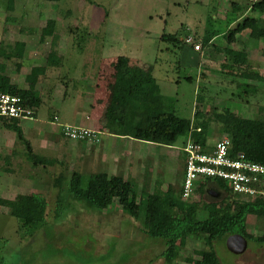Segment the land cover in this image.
<instances>
[{"label": "rangeland", "instance_id": "1", "mask_svg": "<svg viewBox=\"0 0 264 264\" xmlns=\"http://www.w3.org/2000/svg\"><path fill=\"white\" fill-rule=\"evenodd\" d=\"M17 1L12 21L7 0H0V53L3 39L10 40L18 34L30 36L38 63L44 62L48 49L58 45L64 54L62 60L59 59L61 66L53 68L49 78L45 76L41 80L44 75H38L40 82H44L40 84L42 90L36 92L45 100L48 91L50 94L60 87L63 102L59 103L58 110L55 107L49 112L56 114L60 122L73 124L76 116L85 118L80 108L89 93V85L98 83L97 93H102L107 73L118 71L115 63L122 57L129 60L130 71L138 70L142 82L155 86V98L161 97L156 106H143L144 110L172 112L188 121L193 119L195 111L206 114L224 109L245 119L261 117L257 110L264 107V82L249 79L246 74L264 76V39H252L245 30L234 35V44L227 42L228 31L253 15L250 11L240 12L237 16L242 19L229 26L234 18L231 3L248 6L254 0ZM49 19L55 22L51 27L55 37L40 41ZM164 34L180 42L190 37L192 45L205 44L206 35L216 36L213 47L206 46L194 53L191 44H185L180 51L161 41ZM242 51L249 61L247 69H240L229 61L231 54L233 58L236 52ZM209 56L208 64L213 71L202 77ZM12 66L7 64L8 69L13 70ZM23 67L21 74L27 70L25 65ZM115 74L116 79L120 78V73ZM39 110L44 114L47 111L44 107ZM208 128L209 145L224 137L218 124L210 123ZM187 141V136H179L156 148L158 164L150 184L158 185L162 191L169 187L175 197L184 172L185 153L181 149ZM67 156L66 153L62 161V182L66 185L72 172L86 174L80 169L79 159L74 162ZM49 172L51 175L52 171ZM217 199L209 195L200 197L197 193L192 198L206 203ZM56 200L48 199L44 226L30 230L11 222L0 228V264H165L161 257L164 243L147 237L139 223L123 214L116 204L102 211L94 210L83 201L63 194L55 217ZM246 227L255 238L264 235V219L249 216ZM203 248L199 239H187L174 264H187L186 258L195 264L199 256L194 252ZM213 249L220 264H264V244L247 241L244 251L238 255L230 252L225 242L215 243Z\"/></svg>", "mask_w": 264, "mask_h": 264}, {"label": "trees", "instance_id": "2", "mask_svg": "<svg viewBox=\"0 0 264 264\" xmlns=\"http://www.w3.org/2000/svg\"><path fill=\"white\" fill-rule=\"evenodd\" d=\"M7 4L8 9L12 11L14 0H7ZM230 8L234 18L229 26L241 17L237 16L240 12L250 11L253 15L245 17L233 31H228L229 44L234 42L235 34L245 30L249 31L252 39L264 38V0L254 1L248 6L231 3ZM54 23L53 20L46 22L40 41L53 36L54 29L51 27ZM215 36L206 35V38L212 39ZM160 40L176 46L180 51L186 44L185 41L180 42L168 34L162 35ZM200 45L202 49L206 46L210 47L211 44L206 41L205 44ZM22 51L23 44L18 43L13 52L2 51L0 57L4 60L20 58ZM225 59H229V55ZM229 61L240 69L249 67V61L243 51L236 52V57L233 55V58L231 54ZM128 64L127 58H119L116 60L115 69L121 70ZM60 65L61 61L55 55L48 53L41 66L30 71V76L34 82H37L39 74L44 75L48 68H56ZM3 70L4 66L0 67V92L20 98L27 107L38 108L41 103L38 93L18 89L10 83L8 77L2 75ZM246 77L264 82V78L258 74L248 73ZM187 80L191 79L187 78ZM257 111L261 115L258 119H245L228 109L206 114L195 111L191 121L181 119L172 112H159L151 116L150 123L145 129H137L134 134L137 139L156 143H171L179 136H188L193 143L207 147L209 124L215 123L219 125L220 134L229 139L232 156L243 154L247 160L264 165V107H259ZM0 120L5 124L9 119L0 118ZM17 135L21 139V134L17 133ZM25 145L28 160L34 166L41 164L42 159L32 153L28 142L25 141ZM262 187L264 188V182ZM56 188L59 192L56 197L55 217L60 211L63 194L72 200L83 201L87 207L94 210L102 211L116 204L123 214L139 223L147 237L164 243L161 257L165 264H174L178 260L180 249L191 237L199 239L204 247L194 252L199 256L195 264H220L213 246L217 242H225L231 235H240L248 242L264 244V235L255 238L248 233L246 227L249 216L264 219V196H258L253 200H242L231 193L227 184L220 181H205L196 189L200 197L208 196L209 189L218 192L219 198L210 203L201 200L184 202L180 197V189L175 197L169 187L162 191L158 185L146 182L142 184L137 195L133 180L118 175L108 177L104 173L84 175L74 171L70 174L67 185L63 184L61 176ZM0 204L10 210L11 216L23 229L31 230L46 223L47 202L39 194L18 195L11 201H0ZM185 261L187 264L192 263L190 258H186Z\"/></svg>", "mask_w": 264, "mask_h": 264}, {"label": "crops", "instance_id": "3", "mask_svg": "<svg viewBox=\"0 0 264 264\" xmlns=\"http://www.w3.org/2000/svg\"><path fill=\"white\" fill-rule=\"evenodd\" d=\"M16 2L19 1L14 0L13 9L10 11L12 21L15 20L12 16L13 11L17 9ZM53 36L55 37V34ZM51 37H49L50 40ZM207 41L213 45L214 38ZM235 41L234 39V43ZM31 42L30 36L23 34H18V37L14 36L10 40L3 39L1 46L3 51L13 52L18 43L23 44V51L20 58L4 60L0 57V65L4 66L2 75L8 77L12 85L20 90L36 92V90H42L40 84L44 81H40L45 76L49 78L54 69L48 68L41 80L39 78L37 82L32 80L30 71L41 66L42 63H38L39 57L36 59ZM193 52L199 53L194 50ZM48 53L61 60L64 55L60 52L58 45L48 49ZM244 54L246 56L245 52ZM209 61L210 56L204 63L207 68L204 73H201L202 77L213 71L208 64ZM7 64L13 65V70L8 69ZM24 65L27 67V73L21 74ZM115 73H120V78L116 79ZM107 75L108 78L102 83V93H97L98 83L89 85V93L85 95L80 108L81 113L86 114L85 118L82 115L76 116L73 124L60 122L56 114H49L51 110L56 109L55 107L58 110L59 103L63 102L59 92L60 87L54 88L50 94L48 90L51 88L47 90V98L41 99L38 108H32L31 119H9L5 124L0 120V201H11L18 195L39 194L46 199L48 208V199L56 198L59 192L56 187L58 179L60 180L63 174L62 161L66 153L74 162L79 159L80 169L86 173L85 175L104 173L108 177L118 175L124 179H131L139 192L144 182L148 184L152 182L154 170L158 164L156 148L162 143L137 139L134 132L137 129H145L150 123L151 116L157 113L153 110H144L142 107L156 106L161 97L157 95L155 98V86L142 82L138 77V70L130 71L129 64L122 70L108 72ZM125 75L127 78L124 77ZM40 107L47 110L45 114L40 112ZM86 111L89 113L87 114ZM63 125L88 129L94 133L86 140H69L63 134ZM17 133L21 134V139ZM25 141L28 142L32 153L42 159L41 164L34 166L28 160ZM49 170L52 171L51 175ZM11 222L12 225L18 224L17 220L11 216L10 210L0 204V228L3 229Z\"/></svg>", "mask_w": 264, "mask_h": 264}, {"label": "built area", "instance_id": "4", "mask_svg": "<svg viewBox=\"0 0 264 264\" xmlns=\"http://www.w3.org/2000/svg\"><path fill=\"white\" fill-rule=\"evenodd\" d=\"M186 44L192 45L187 37ZM199 51V44L192 45ZM33 109L27 107L20 98L0 92V118L31 119ZM63 134L73 141L86 140L94 132L70 125L62 126ZM229 139L224 136L213 145L203 147L188 139L182 150L185 153V167L181 184V200H192L196 189L205 181H220L227 184L231 193L242 200H253L264 196V165L251 162L243 154L231 155Z\"/></svg>", "mask_w": 264, "mask_h": 264}, {"label": "water", "instance_id": "5", "mask_svg": "<svg viewBox=\"0 0 264 264\" xmlns=\"http://www.w3.org/2000/svg\"><path fill=\"white\" fill-rule=\"evenodd\" d=\"M207 195L213 198H219V193L214 190H207ZM246 240L240 235H231L226 241L227 249L235 255L241 254L246 247Z\"/></svg>", "mask_w": 264, "mask_h": 264}, {"label": "flooded vegetation", "instance_id": "6", "mask_svg": "<svg viewBox=\"0 0 264 264\" xmlns=\"http://www.w3.org/2000/svg\"><path fill=\"white\" fill-rule=\"evenodd\" d=\"M210 190V189H209Z\"/></svg>", "mask_w": 264, "mask_h": 264}]
</instances>
